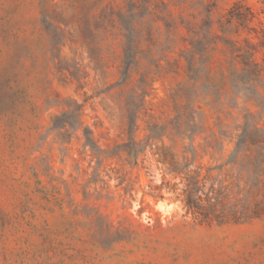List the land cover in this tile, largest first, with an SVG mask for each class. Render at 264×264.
Wrapping results in <instances>:
<instances>
[{"label": "rangeland", "instance_id": "374dc122", "mask_svg": "<svg viewBox=\"0 0 264 264\" xmlns=\"http://www.w3.org/2000/svg\"><path fill=\"white\" fill-rule=\"evenodd\" d=\"M0 264H264V0H0Z\"/></svg>", "mask_w": 264, "mask_h": 264}, {"label": "trees", "instance_id": "16d2710c", "mask_svg": "<svg viewBox=\"0 0 264 264\" xmlns=\"http://www.w3.org/2000/svg\"><path fill=\"white\" fill-rule=\"evenodd\" d=\"M238 19L240 21L248 20V17L246 15L240 14L235 15V13H230V17L228 22L232 23L233 19ZM254 43H248L247 49H244L243 56L244 59L241 61L242 63V69L239 70V74L236 76L239 80L245 81L246 75H254L259 76L262 72V69L259 68V64L255 63L254 60L250 58V52L252 54V51L255 49ZM131 48H128L126 50V57H125V67L123 70V80L126 79L129 69L134 62V56L130 53ZM199 174L197 176H190L188 177V180L190 181L188 183V187L184 189V193L186 194L185 198V205L189 210H192L196 215L202 217V221H207L210 219L211 209L209 208V205H203L200 203L198 199H196L193 195L194 189L196 187V184L199 182ZM257 214V213H256Z\"/></svg>", "mask_w": 264, "mask_h": 264}]
</instances>
